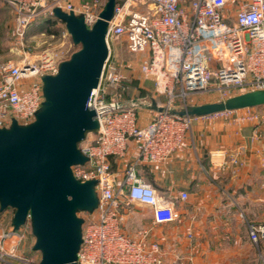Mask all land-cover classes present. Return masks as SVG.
<instances>
[{"label": "built area", "instance_id": "built-area-1", "mask_svg": "<svg viewBox=\"0 0 264 264\" xmlns=\"http://www.w3.org/2000/svg\"><path fill=\"white\" fill-rule=\"evenodd\" d=\"M229 1L117 0L106 34L108 57L87 101V106L95 111L98 128L79 143L87 160L72 166L76 179L96 180L98 195L96 209L83 218L78 264H164L161 243L149 238L150 229L131 235L122 223L123 209L131 201L150 205L156 224L178 217L172 200L162 198L137 175L139 163H162L189 144L194 117L168 109L174 107L175 101L186 104L199 92H216L222 100L264 89V0H237L235 11L228 6ZM18 2H13L17 11L15 36L17 44L24 48L28 25L47 4L51 10L60 7L83 15L90 28L106 0H82L78 4L73 0ZM69 35L66 29L64 36ZM119 38H124L130 53L143 56L139 64L141 76L151 80L157 95L165 100L164 105H157L166 109L156 110L145 125L138 121L139 102L125 97V77L111 61V41ZM66 59L64 51H44L37 61L28 53L17 62L0 61V128L10 127L13 121L27 125L35 120L45 99L42 77L56 74ZM241 110L218 114L236 112L233 121L238 126L258 123L264 127V112H257L254 107ZM254 136H260L258 129ZM129 140L134 142L138 157L125 168L123 181L117 183L111 158L124 156ZM261 160L264 165V157ZM232 161L239 162L236 158ZM187 197L188 193L182 191L181 198ZM6 235L22 237L19 230L13 229ZM248 236L258 245L264 239V222L248 221ZM0 264L39 261L20 254L16 244L8 248L1 244Z\"/></svg>", "mask_w": 264, "mask_h": 264}, {"label": "water", "instance_id": "water-1", "mask_svg": "<svg viewBox=\"0 0 264 264\" xmlns=\"http://www.w3.org/2000/svg\"><path fill=\"white\" fill-rule=\"evenodd\" d=\"M116 3L106 0L90 28L83 15L52 9L80 48L60 63L56 74L42 77L45 99L35 120L0 128V210L14 209V231L30 220L36 238L33 249L41 252L39 264H78L84 222L78 212H92L98 205L96 180L76 179L72 166L87 160L79 143L98 128L87 101L108 57L106 34ZM259 105H264V89L168 110L201 117Z\"/></svg>", "mask_w": 264, "mask_h": 264}, {"label": "crops", "instance_id": "crops-1", "mask_svg": "<svg viewBox=\"0 0 264 264\" xmlns=\"http://www.w3.org/2000/svg\"><path fill=\"white\" fill-rule=\"evenodd\" d=\"M155 113L154 107L139 110V124H147ZM255 129L259 137L254 136ZM188 141L162 163L137 165V175L162 198L172 200L178 217L156 224L150 205L131 201L123 209V229L131 235L150 229L149 238L161 243L164 264H258L264 239L256 250L248 221L264 222V127L258 123L240 127L228 114L194 117ZM137 157L129 140L125 155L111 158L117 183ZM182 191L188 193L186 199L181 198Z\"/></svg>", "mask_w": 264, "mask_h": 264}, {"label": "rangeland", "instance_id": "rangeland-1", "mask_svg": "<svg viewBox=\"0 0 264 264\" xmlns=\"http://www.w3.org/2000/svg\"><path fill=\"white\" fill-rule=\"evenodd\" d=\"M18 1L19 0H0V61L17 62L21 60L26 53H28L30 58L37 61L44 51L53 53L64 51L65 56L69 58L72 53L80 48V45L73 43L70 35L64 36L66 30L64 22L56 18L52 23H45L46 20H49V18L53 16L52 10L49 7L50 4L45 6L47 7L46 9L41 8V12H39L36 18L28 25L24 48L20 47L17 44L15 36L17 11L13 4V2L19 4ZM26 1L27 0H20L21 3ZM231 2L232 0L228 2V6L235 11L237 3L232 7ZM111 46V61L113 65L123 73L125 83L129 91H131L132 98L137 99L139 102L138 111L145 108H153L154 105L157 104L164 105L165 100L157 95L152 82L141 76L139 64L143 56L130 53L126 48L124 38L113 39L111 41ZM217 100L220 99L216 92L204 91L191 96L187 103L201 104ZM173 104L174 107L179 108L183 105V102L175 101ZM254 109L257 112H264V105L255 106ZM242 111L243 110H238V112ZM235 114L236 112H230L228 115L234 117ZM13 215L14 209L11 207L0 210V245H5V247L8 248L12 244H16L17 251L20 254L33 260L40 261L41 252L33 249L36 238L33 235L30 220L18 229L22 237L20 235L7 237L6 234L8 231L13 229ZM78 215L82 218L89 217L86 211H79ZM253 246L257 250L258 245L253 244ZM257 253L256 262L258 264H264L263 253Z\"/></svg>", "mask_w": 264, "mask_h": 264}, {"label": "trees", "instance_id": "trees-1", "mask_svg": "<svg viewBox=\"0 0 264 264\" xmlns=\"http://www.w3.org/2000/svg\"><path fill=\"white\" fill-rule=\"evenodd\" d=\"M52 15H53V14H52ZM50 18H52V19H50ZM50 18H49V20H46L45 23H52L53 20L56 19V17H54V16H52V17H50ZM50 20H51V21H50ZM58 20H59V19H58ZM124 95H125L126 98H132V96H131V91H129V88L127 87L126 83L124 84Z\"/></svg>", "mask_w": 264, "mask_h": 264}]
</instances>
